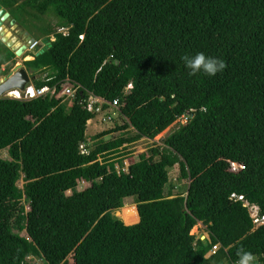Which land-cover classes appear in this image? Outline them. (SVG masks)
Listing matches in <instances>:
<instances>
[{"label":"trees","instance_id":"trees-1","mask_svg":"<svg viewBox=\"0 0 264 264\" xmlns=\"http://www.w3.org/2000/svg\"><path fill=\"white\" fill-rule=\"evenodd\" d=\"M0 4L27 29L30 16L56 18L34 36L48 48L23 54L32 56L23 61L31 83L80 85L69 106L49 94L0 98V264H27L30 255L45 264H236L241 249L264 264V224L254 228L243 202L229 199L241 194L264 214V0ZM3 50L0 65L15 55ZM198 52L225 69L189 75L181 57ZM88 93L117 99L118 116L84 155ZM181 115L187 121L162 146L116 171L121 146L153 139ZM130 128L132 136L102 140ZM230 162L244 167L231 171ZM175 165L187 180L178 194L168 175ZM83 180L90 184L80 190ZM127 197L136 205L123 207ZM197 222L207 237L191 234Z\"/></svg>","mask_w":264,"mask_h":264},{"label":"rangeland","instance_id":"rangeland-1","mask_svg":"<svg viewBox=\"0 0 264 264\" xmlns=\"http://www.w3.org/2000/svg\"><path fill=\"white\" fill-rule=\"evenodd\" d=\"M18 1H22V0H18ZM25 17L27 18V16H25ZM25 22H26L28 29L24 28L23 26H21L17 23H15L9 16L4 17V19L2 21V26L0 27V43H1L0 49H2V53L4 56L6 55V51L3 50V48H5V47L14 51V52L18 48H20L21 46H25V49H26L29 39H31V38L36 39L34 37L35 35H38V37H40V35L37 31V26L38 25H47V24L53 25L56 22V18L51 14L34 15V16H30V18H27L25 20ZM28 30H30V31H28ZM6 41H7V43H6ZM25 49L22 50V53L19 56L14 55L13 59L9 60L8 62H4L0 65V79L4 78L9 72L14 71V69L17 66H19V64L21 65V67H24L23 61L29 60V57H23L24 56L23 54H25L24 53ZM36 52H37V50L35 49V50H31L28 53L35 55ZM6 72H8V73H6ZM27 72H28L29 77H31L30 71H27ZM45 74H46V72L36 73L35 77H41L42 78L45 76ZM5 95L6 94H4L3 96H5ZM62 102L63 103L66 102V106H68L69 102L67 100H62ZM106 111H110V114L112 116L111 120L99 121V118L101 116L94 115L95 118L92 120V122L88 123V121H87L86 130H85V142H87L90 149L94 147L95 142H96L94 137H93L94 135H96L100 132L109 131L112 128H114V124H115L114 120L118 116V110L117 109L109 110L107 108ZM94 124H95V126H94ZM178 124H182V123L179 121L172 123L169 127H167L161 133L156 135L153 139L140 138L133 143H129L127 145L121 146L122 148L119 149L118 152H119L120 156H122V161H121V163L116 162V165L126 167L127 164L124 163V161L127 160L128 156H131L134 161H138L140 156L148 155V150L150 147L162 146V140L171 131H173L177 127ZM133 134H134V132H133L132 128L127 129L125 131L109 132V133L105 134L104 136H102V140L108 141L110 139H114V138L121 136V135L122 136H132ZM6 154H7L6 150L1 151L2 156H5ZM168 175H169L170 184L175 186L173 188L172 193L178 194L179 192H184L186 185H187V180L181 179L179 177V170H178L177 165H175L172 168H168ZM89 184H90L89 182L83 180V181L78 182L77 188L81 190V189H84L87 186H89ZM16 185L19 188L21 187L22 179L20 177L17 179ZM69 193L70 192L67 191V194H69ZM133 205L134 206L136 205V199H134L133 197H127L124 199L123 207L124 206L125 207H132ZM25 208L28 209V206L26 205ZM120 209L117 211H114V215L120 217L119 216ZM198 226H196V227L194 226L191 229V234H197L196 230H197ZM12 231L16 234H19V235H25V232L23 230L12 229ZM31 260L34 261V264H45V262L42 259L37 258L36 256H35V258H32ZM68 263L72 264L71 257H68Z\"/></svg>","mask_w":264,"mask_h":264},{"label":"built area","instance_id":"built-area-1","mask_svg":"<svg viewBox=\"0 0 264 264\" xmlns=\"http://www.w3.org/2000/svg\"><path fill=\"white\" fill-rule=\"evenodd\" d=\"M59 30L63 31L62 29H59ZM39 43H40V40L34 39L33 42L27 44V47H26L24 53H28L31 50H35V49L37 50L39 48ZM28 57L32 58L31 56H28ZM31 82L32 81L30 80V83L24 88V90H22V91L18 90V89L11 90V91L6 93L5 97L26 101V100H30L33 98L43 96L45 94H49V98L55 97V98H62V100H67L69 102L68 103V106H69V105H71L72 100H73L77 90L80 88L79 84L75 83L74 81L70 80L69 78H65V79L59 81L58 84L60 87H57V84H54L51 87L48 85H43V86L37 88ZM130 87L131 86L129 83V84H127L125 89H129ZM57 88H59L58 91H57ZM82 105L87 111L91 112L92 114L101 116L99 118V121L112 119L110 111H106L107 108L109 110H111V109H117L118 110V107H117L118 106V100L117 99H114L113 101L110 102V101H106L100 97H97V96L93 95L92 93H88V96L82 100ZM104 105H106L107 107H104ZM177 121L181 122L182 124L185 123L187 121V115H181L180 117H178L175 120V122H177ZM79 150H80L81 154L87 155L89 150H90L87 142L80 143L79 144ZM124 163H126L128 166L127 160H125ZM127 166L126 167L118 166L115 163V169L118 173L119 172H125L127 170ZM243 167H244V165L241 163L230 162V170L231 171H236L238 169H242ZM229 199L232 201L243 202V206L247 208L248 214L252 220V223L254 224V226H253L254 228L264 224V214H261L259 212V208L256 204H252V203L248 202L244 198L243 195L236 194V193H232L229 196ZM218 247H219L218 244L213 245L209 251V254L214 253L218 249ZM32 258H35V257L33 255H30V256L25 258V261L27 262V264H34V261L31 260ZM257 264H258V262H257Z\"/></svg>","mask_w":264,"mask_h":264},{"label":"clouds","instance_id":"clouds-1","mask_svg":"<svg viewBox=\"0 0 264 264\" xmlns=\"http://www.w3.org/2000/svg\"><path fill=\"white\" fill-rule=\"evenodd\" d=\"M181 59L184 62V66L189 70V75L202 73L207 76H215L218 72H222L226 67L225 62L222 59L213 56H206L203 52H198L190 56L185 55L182 56ZM236 264H257V257L252 252L241 249L237 254Z\"/></svg>","mask_w":264,"mask_h":264},{"label":"water","instance_id":"water-1","mask_svg":"<svg viewBox=\"0 0 264 264\" xmlns=\"http://www.w3.org/2000/svg\"><path fill=\"white\" fill-rule=\"evenodd\" d=\"M7 16L8 12L0 4V27L2 26L4 17ZM33 40V38L29 39L27 44L33 42ZM48 45L49 44H42L40 41L38 51L35 53V55H39L40 53H42L45 49L48 48ZM24 49L25 46H21L15 51V55L19 56ZM31 79L32 78L29 77L27 70L24 67H21V65L19 64V66H17L14 71L9 72L4 78L0 79V98L11 90H24V88L30 83Z\"/></svg>","mask_w":264,"mask_h":264},{"label":"crops","instance_id":"crops-1","mask_svg":"<svg viewBox=\"0 0 264 264\" xmlns=\"http://www.w3.org/2000/svg\"><path fill=\"white\" fill-rule=\"evenodd\" d=\"M94 118H95V117L89 119V120H88V123L92 122V120H93ZM94 126H95V124H94ZM136 222H138V218H137V221H136ZM136 222H135V223H136ZM198 225H199V226H198ZM196 226H198V227H197V230H196L197 234H199L201 237H207V232H206L205 225H203L201 222H197V224L195 225V227H196Z\"/></svg>","mask_w":264,"mask_h":264},{"label":"bare ground","instance_id":"bare-ground-1","mask_svg":"<svg viewBox=\"0 0 264 264\" xmlns=\"http://www.w3.org/2000/svg\"><path fill=\"white\" fill-rule=\"evenodd\" d=\"M13 26V25H12ZM6 29V28H5ZM5 32V31H4ZM10 33V32H9ZM3 35V34H2ZM11 39V38H10ZM18 42V41H17ZM6 43H7V41H6ZM16 44V43H15ZM27 59V58H26ZM29 59H30V57H29ZM253 226H254V224H253Z\"/></svg>","mask_w":264,"mask_h":264}]
</instances>
